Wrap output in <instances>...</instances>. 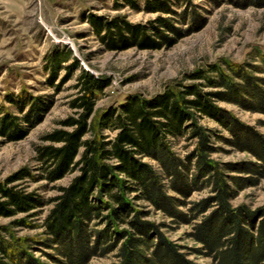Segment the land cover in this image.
Returning <instances> with one entry per match:
<instances>
[{"label":"trees","instance_id":"16d2710c","mask_svg":"<svg viewBox=\"0 0 264 264\" xmlns=\"http://www.w3.org/2000/svg\"><path fill=\"white\" fill-rule=\"evenodd\" d=\"M123 1L135 9L140 6L138 0ZM141 1L143 9L174 14L186 27L195 18L189 0ZM252 1L264 5V0ZM114 7H121L117 0ZM89 23L108 49H124L131 42L149 47L162 42L172 45L174 36L187 32L161 17L156 26L162 29L152 28L160 41L118 16L109 21L91 16ZM249 56L242 62L221 58L186 75L184 79L191 82L175 79L154 95L132 94L103 109L97 103L110 79L80 70L72 84L76 92L68 102L72 113L44 134L43 143L35 148L38 179L24 170L13 179L30 177L52 183L67 174L72 177L66 185L56 186L57 193L46 200L33 191L0 183V216L14 217L11 225H0V264H48L33 256L34 247L56 264H89L92 257L110 252L115 259L107 264H196L162 232L163 224L145 218L148 211L134 202L145 201L175 222H188L178 206L203 188L210 194L193 203L192 217L210 211L193 225L191 235L201 245L194 251L210 256L215 264H264V208L251 212L230 204L233 191L224 172L230 167L210 158L214 150L210 139L218 134L197 124V117L213 119L230 133L224 140L255 155L264 171L263 136L217 105L224 101L264 113V52L255 49ZM69 58V50L59 48L43 58L54 92H59L78 67L73 60L65 74L56 78L58 67ZM5 99L23 114L24 129L38 124L51 105L24 92ZM17 119L0 106V133L10 140L24 130ZM180 138L192 143L183 158L174 151ZM45 204L51 207L40 225L42 232L17 236L13 228L30 226L29 218Z\"/></svg>","mask_w":264,"mask_h":264},{"label":"rangeland","instance_id":"374dc122","mask_svg":"<svg viewBox=\"0 0 264 264\" xmlns=\"http://www.w3.org/2000/svg\"><path fill=\"white\" fill-rule=\"evenodd\" d=\"M138 1L140 6L135 9L123 0H117L121 7L115 9L114 0H0V106L18 118L19 126L24 129L26 122L23 114L5 99L6 95L15 98L24 92L30 98L51 103L49 108L45 107L38 124L12 135L17 138L10 140L0 133L1 184L3 182L33 191L46 200L57 193L56 186L69 182L72 174L52 183L30 177L13 179V176L24 170L38 179L35 148L43 143L41 138L44 134L57 128L58 121L72 113L68 102L76 92L72 84L80 70L110 79L97 103V108L103 109L122 103L132 94L154 95L175 79L183 78L184 83L191 82L189 78L184 79L186 75L221 58L242 62L249 60V54L255 49L264 52V5L256 1L189 0L195 18L187 21V27L185 23H178L176 15L143 9L142 1ZM172 8L176 9L175 6ZM91 16L99 17L101 21L121 17L127 24L143 28L147 37L159 41L152 29H162L156 26L159 17L170 19L176 28L187 32L177 37L166 31V35L176 37L172 45L162 42L157 47H149L131 42L124 49H108L93 31L89 23ZM54 48L69 50L70 54L69 60L58 67L56 78L65 74L66 66L71 61L75 60L78 65L59 92H54L43 69V58ZM217 105L264 138V113L251 112L224 101H218ZM197 121L198 125L206 126L218 134V137L210 139L214 147L210 158L222 166L230 167L224 170L233 191L230 204L251 212L264 208L262 162L251 152L229 145L224 139L230 133L213 119L197 117ZM105 132L113 135L107 130ZM191 148L192 143L180 138L174 151L183 158ZM145 161L154 164V161ZM247 166L259 170H246ZM169 193L176 194L172 191ZM209 194L207 188L195 190L184 199L183 205L178 206V210L187 216L188 222H175L145 201L137 200L134 204L148 211L145 218L163 224L162 232L179 246L180 252L187 258L196 264H215L210 256L194 251L201 245L191 235L194 223L210 211L208 209L201 216L192 217L193 203ZM50 207L51 204H45L41 210H37V215L29 218L30 226L14 227L15 234L22 237L38 236L42 232V220ZM13 219L0 216V225H11ZM43 249L51 252L49 248ZM31 252L34 257L48 264H56L36 247ZM113 254L96 255L89 264L110 263L115 259Z\"/></svg>","mask_w":264,"mask_h":264}]
</instances>
